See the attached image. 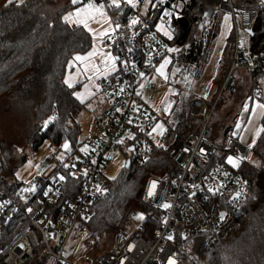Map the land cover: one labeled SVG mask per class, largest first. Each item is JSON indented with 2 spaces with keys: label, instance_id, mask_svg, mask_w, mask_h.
Instances as JSON below:
<instances>
[{
  "label": "built area",
  "instance_id": "obj_1",
  "mask_svg": "<svg viewBox=\"0 0 264 264\" xmlns=\"http://www.w3.org/2000/svg\"><path fill=\"white\" fill-rule=\"evenodd\" d=\"M89 3L103 5L113 27L104 43L113 54L114 70L98 79L90 97L95 101V138L83 140V148L79 139L74 145L65 139L57 145L63 158L55 160L46 176L36 175L27 184L13 180L18 185L11 192L0 185V232L15 216H26L15 235L0 247V264H75L73 258L87 249L79 242L89 234L82 226L90 215L89 206L107 191V152L120 147L127 152L125 164L131 159L145 163L161 140L153 132L156 120L137 93L142 79L169 52L172 21L177 16L174 4L153 0L144 10H135L126 3L116 7L109 0H80L69 12ZM216 3L230 16L235 32L230 72L239 68L264 74V48L250 52L238 31L242 28L249 34L256 9L238 7L233 0ZM143 89L152 90V86ZM235 89L229 73L221 90ZM180 91L177 88L176 93ZM211 110L201 97L192 98L191 113L201 115L204 122L171 151L174 176L167 179L150 172L144 182L141 201L157 211L158 226L147 227L146 213L133 209L129 217L142 213L141 224L129 232H117L112 248L102 252L95 264H179L178 241L205 233V247L211 248L239 228L238 215L250 189L240 165L250 158L252 146L239 140L238 128L217 147L209 126ZM49 163L46 158L39 166L43 169Z\"/></svg>",
  "mask_w": 264,
  "mask_h": 264
},
{
  "label": "trees",
  "instance_id": "obj_2",
  "mask_svg": "<svg viewBox=\"0 0 264 264\" xmlns=\"http://www.w3.org/2000/svg\"><path fill=\"white\" fill-rule=\"evenodd\" d=\"M170 1L177 11L170 41L171 46L178 47L174 63L184 75L198 78L208 62L217 35L216 13L210 11L216 0ZM233 2L238 7L256 9L248 38L249 51L263 49L264 3L259 5L257 0ZM75 5L71 0L11 3L0 0V100L13 92L24 96L27 90L33 92L34 88L40 95L25 136L31 151H37L45 140L56 146L65 139L73 145L78 140L77 116L83 104L74 95L77 86H68L64 76L72 56L86 53L91 48L92 36L83 25L64 20ZM259 72L263 73L255 71L252 74L256 77ZM179 93L164 117L166 131L159 144L153 147L150 159L145 163L131 159L129 166L124 164L117 177L107 180L106 193L90 204V215L82 226L93 239L122 230L130 212L136 208L146 213L147 227L158 226L157 211L141 201L144 182L150 172L167 179L174 176L171 150L189 133L197 132L200 125L199 116L191 113L193 94ZM260 121L262 129L252 145L259 166L248 161L240 165L241 172L250 181V189L238 215L239 228L211 248L205 247V233L193 235L185 242L178 241L179 264H264V148L259 150L264 142V110ZM25 158L21 156L20 162ZM9 173L4 142L0 139V185L11 192L18 183L7 180ZM25 217L19 214L5 226L0 232V247L15 235L21 227L19 221L25 222Z\"/></svg>",
  "mask_w": 264,
  "mask_h": 264
},
{
  "label": "rangeland",
  "instance_id": "obj_3",
  "mask_svg": "<svg viewBox=\"0 0 264 264\" xmlns=\"http://www.w3.org/2000/svg\"><path fill=\"white\" fill-rule=\"evenodd\" d=\"M12 1L21 2L23 0ZM152 1L131 0V2H125V0H118V3L119 5L126 3L131 9L144 10ZM109 4L113 5V0H109ZM210 11L216 13L218 23L215 46L218 45L217 47L219 48L220 46L221 48L222 45V55L218 61L213 60V58H216V54L215 52L212 53V50L201 75L198 78H192L184 75L180 67L175 65L174 56L176 55V51H169L152 67L148 75L142 79L138 93L141 101L156 120L155 128L157 124L162 126V128L156 130L158 137H162L166 131L164 117L169 113L170 107L178 95L176 93L177 88H180L181 95L189 92L193 94V97L199 96L204 100L207 110L210 111L212 109L209 126L212 128L213 140L217 147H222L225 144L227 136L238 128H240V131L242 130L241 136L239 134V140L247 145L248 141L244 136L254 130L255 127L258 129L261 126L259 117L261 109L259 110V107H255V102L257 101L260 105H264V74L259 72L255 77L249 70L239 68L230 72L228 61L233 54L234 28L231 24L230 16L225 11L220 10L217 3L210 7ZM69 13L67 12L65 16ZM94 17L93 20L100 19V16ZM75 20L76 17H72L68 22L74 25L77 24ZM101 21L104 22V19L101 18ZM238 31L239 35L248 41L249 34L242 28H239ZM170 49L177 50L178 47L171 46ZM165 60L169 61L164 69L167 79L156 71ZM229 73L234 78L236 86L234 92L221 90L223 81ZM146 85L152 86V90L143 89ZM26 93V95L21 96L19 92H13L11 95L0 100V139L4 142L8 171L10 172L7 180H16L24 184L29 183L36 175L46 176L53 169L55 160L63 158V153L57 151V146L49 140H45L37 151H31L25 142V136L33 117V108L40 100V95L35 88L33 92L27 90ZM251 98L254 104L251 107L250 113H244L245 107L248 106ZM87 101L83 103L77 116L80 127L78 139L80 142L82 141L80 148L85 146L83 140L95 138V131L92 127L95 101L94 99L91 100V98ZM194 115L200 118L198 131L203 125L204 120L201 115ZM124 137L125 134H122V141ZM248 146L250 145L248 144ZM263 148L264 142L259 146V150L261 151ZM126 154L127 152H124L120 147L107 152L109 164L105 174L108 180L117 177L125 164ZM21 156H26L23 162H20ZM229 157L232 158V164H235V159L232 156ZM46 158H50V163L46 168L42 169L39 166V162L44 161ZM247 161L255 167L259 166V159L253 153ZM142 216V213H138L129 217L128 222L122 230L129 232L133 226H139L143 220ZM115 240V232L104 233L98 236L96 240L93 239V241H90V235L88 234V237L82 238L79 242L84 243L87 249L80 257L73 258L74 263L95 264L102 252L109 251L112 248Z\"/></svg>",
  "mask_w": 264,
  "mask_h": 264
},
{
  "label": "crops",
  "instance_id": "obj_4",
  "mask_svg": "<svg viewBox=\"0 0 264 264\" xmlns=\"http://www.w3.org/2000/svg\"><path fill=\"white\" fill-rule=\"evenodd\" d=\"M93 15L96 16L95 13H93ZM99 16L100 19L97 20L90 19L88 21L87 27H85L84 24H81L91 33L92 46L86 53L75 54L72 56V58L69 60L67 71L64 76V82L68 86L70 87L77 86V88L74 91V95L82 104L85 103L86 100L89 101L90 99L89 97H91L93 88L95 87L98 79L103 76L109 75L114 70V63H113L114 57L112 52L106 47L104 43V38L106 35H103V33L105 32L107 34L110 33L113 27L111 21L106 15L103 14ZM101 18L104 19V22L101 21ZM217 46L218 45H216L212 49L213 50L212 53L215 52L216 54V58H213V60H216V62L218 61L219 57H221L222 55V50H221L222 45L221 48L220 46L219 48ZM90 52H93L94 55L88 57L87 59L84 60L75 59L76 56L87 57L88 53ZM252 98L247 106L248 108L245 107L247 108V111L244 110V113L246 112L247 114L250 113L251 107L254 104ZM256 106L259 107V110L261 109L259 112V117L261 119L264 108H261L260 103H257V101L255 102V107ZM261 129H262V125L258 129H256L255 127L254 130L250 131L247 135L244 136V138L248 141L247 143L250 146L254 144ZM241 131H240V136H241Z\"/></svg>",
  "mask_w": 264,
  "mask_h": 264
},
{
  "label": "snow or ice",
  "instance_id": "obj_5",
  "mask_svg": "<svg viewBox=\"0 0 264 264\" xmlns=\"http://www.w3.org/2000/svg\"><path fill=\"white\" fill-rule=\"evenodd\" d=\"M12 0H9V3H11ZM125 2H131V0H125ZM72 3L75 5L77 3H80V0H72ZM113 5H115L116 7H119V3L118 0H113ZM93 13H99L100 15H103V5H100L99 7H96L95 5L89 3L88 5H86L85 7L82 8H78L76 9L73 13H69L67 16L64 17L65 21H69L70 19H72V17H76L75 23L77 24H84L85 27H87L88 21L90 19H94V15ZM136 21L133 20L132 24H135ZM117 27H119V25H117ZM167 34V33H166ZM103 35H107V33H103ZM171 38V37H170ZM169 51H176V49H168ZM92 55H94L93 52L88 53L87 57H81V56H76L75 59L76 60H84L87 59L88 57H91ZM169 63L168 60H165L164 63H162L157 69V73L161 76H163L165 79H167V76L164 72V69L166 67V65ZM141 75H143V73H141ZM139 95V93H137ZM261 108H264V105H260ZM247 111V108L245 109ZM119 111V109H118ZM45 124L47 125V121L45 122ZM162 128V126L160 124L156 125V128H153V132H155L157 129ZM64 147L67 149L68 145L65 144ZM82 151H86V149H82ZM229 162L232 163V158L229 157ZM61 179H63V177H61ZM149 195H151V193H149ZM165 207H168V205H165Z\"/></svg>",
  "mask_w": 264,
  "mask_h": 264
},
{
  "label": "water",
  "instance_id": "obj_6",
  "mask_svg": "<svg viewBox=\"0 0 264 264\" xmlns=\"http://www.w3.org/2000/svg\"><path fill=\"white\" fill-rule=\"evenodd\" d=\"M247 31L250 33V30H247ZM129 163H130V161L128 160L125 165L129 166Z\"/></svg>",
  "mask_w": 264,
  "mask_h": 264
}]
</instances>
